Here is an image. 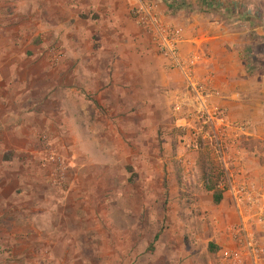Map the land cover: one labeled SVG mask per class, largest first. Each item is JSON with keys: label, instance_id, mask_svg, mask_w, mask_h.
<instances>
[{"label": "rangeland", "instance_id": "obj_1", "mask_svg": "<svg viewBox=\"0 0 264 264\" xmlns=\"http://www.w3.org/2000/svg\"><path fill=\"white\" fill-rule=\"evenodd\" d=\"M152 1L166 23L211 46L220 34L216 46L239 54L243 75L231 82L233 98H219L218 78L202 82L212 93V121L184 97L185 82L181 96L170 91L182 84L169 78L163 57L131 18L134 0H0V41L6 30L20 39L42 20L61 28L55 40L39 38L42 55L53 44L81 62L113 42L118 50L105 48L104 55L134 52L141 64L153 59L154 68L165 69V77L160 70L142 81L139 120L125 116L124 129L100 127L88 153L85 143L67 145L45 133L33 171L15 174L7 169L10 154L0 152V264H234L228 256L244 249L248 237L259 254L244 264H264V0H207L211 7L204 0ZM29 4L44 14H27ZM124 7L128 24L117 12L122 25L110 31L111 12ZM64 43L73 46L68 51ZM84 69L77 65L83 90ZM51 154L60 164L45 165ZM208 187L223 193L220 204ZM233 227L246 233L235 239Z\"/></svg>", "mask_w": 264, "mask_h": 264}, {"label": "crops", "instance_id": "obj_2", "mask_svg": "<svg viewBox=\"0 0 264 264\" xmlns=\"http://www.w3.org/2000/svg\"><path fill=\"white\" fill-rule=\"evenodd\" d=\"M32 8V4H29V9H26L30 16L40 17L44 14ZM59 10L57 9V13ZM52 12H56L55 7ZM117 12L122 15L124 23L128 24L127 8L115 9L111 12L114 21L112 18L103 20L104 24L106 21L109 25V28H106L110 31L116 32L122 25V21L121 25L116 21ZM181 31L183 37L181 53L184 56L199 54L201 57L196 77L202 81L206 77L213 79L212 81L218 78L215 91L219 93V98L224 94L233 98L235 95L232 93L231 82L233 78L237 80L239 74L243 75V71L240 70L239 54L229 53L223 47L216 46L223 42L220 34L213 37L216 42L215 46H211L212 41H207L209 39L201 41L190 31L185 33ZM60 33L58 23L45 25L41 20L23 29L20 32V39L10 38L11 32L6 30V41H0V152L2 158L10 154L7 169L14 170L15 174H18V171L25 173V169L33 171L32 168L36 166L35 160L38 158L39 136L42 134H49L59 143L67 145L72 141L80 145L85 143L87 146L84 153H88L86 149L90 147L95 149L98 142L97 129L100 127L124 129L128 124L125 122L126 117L133 119L134 124L135 118L138 120L140 118L142 101L143 104L146 101V97L142 100V81L147 82L149 77L154 76V72L160 70V74L165 77L164 65L154 68L156 61L153 59L141 64L134 56V52L132 57L119 54L104 55L105 48L108 49L107 52L118 50L113 42L110 45L103 44L99 52L90 54L88 58L80 57L85 61L80 62L79 57L72 56L64 57L60 63L53 64L46 52L42 55L43 44H40L39 38L50 34L55 40ZM65 44L68 51L73 46ZM51 45H48L45 51ZM211 51H214V55H211ZM205 52L210 56L205 57ZM164 61L167 65L165 59ZM79 64H85L84 75L88 82L84 90L77 84L80 78L77 70ZM167 75L179 86L182 84L180 90L174 92L170 90L181 96V92L184 91L183 77L171 70ZM172 86L171 83L170 89ZM153 88L154 92L157 91L159 94L158 90H164L158 86ZM144 92L146 93V89ZM154 92L155 103L153 100L152 104L156 105L159 94L156 97ZM152 104L145 105L143 108L148 106L145 111H149ZM227 104L228 102H222L224 106ZM102 118L105 120L104 125H101ZM114 121L123 123L116 125L112 123ZM76 154H73V157Z\"/></svg>", "mask_w": 264, "mask_h": 264}, {"label": "built area", "instance_id": "obj_3", "mask_svg": "<svg viewBox=\"0 0 264 264\" xmlns=\"http://www.w3.org/2000/svg\"><path fill=\"white\" fill-rule=\"evenodd\" d=\"M130 9V15L137 27L149 36L152 46L157 53L161 55L167 62V66L171 71L178 72L184 79L186 85L185 98L191 96L196 104V108L211 120V98L212 93L208 92L203 85V81L196 77V69L201 61L200 56L190 55L184 56L181 53L180 45L183 40L182 31L169 24L164 20V12L160 4L152 0H134ZM47 57L53 64L60 63L65 57L64 51L56 45H51L46 51ZM183 97V98H184ZM181 105V104H180ZM177 108H180L179 104ZM214 114L224 117V112L218 108L214 109ZM45 141H49L47 137H43ZM48 165L60 164V157L51 154L47 156ZM241 200V199H240ZM240 200H237L238 202ZM235 239L242 237L246 233L242 227H233L231 229ZM247 243L241 251H235L228 256L234 264H244L251 257L259 254L258 245L254 242L253 237L246 238ZM247 250V251H246ZM249 251V252H248ZM228 259V260H229Z\"/></svg>", "mask_w": 264, "mask_h": 264}, {"label": "trees", "instance_id": "obj_4", "mask_svg": "<svg viewBox=\"0 0 264 264\" xmlns=\"http://www.w3.org/2000/svg\"><path fill=\"white\" fill-rule=\"evenodd\" d=\"M202 5L207 6V7H211V4L207 0H204L202 2ZM207 189H208V191H211V192L213 191V194H214L213 198H214L215 204H220L223 201V193L222 192L215 191L214 188H212V187H208Z\"/></svg>", "mask_w": 264, "mask_h": 264}]
</instances>
